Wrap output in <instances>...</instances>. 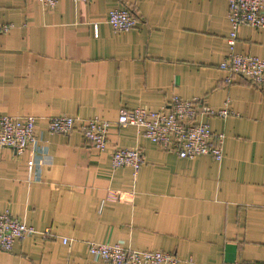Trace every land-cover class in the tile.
<instances>
[{
    "label": "crops",
    "instance_id": "0c3cea01",
    "mask_svg": "<svg viewBox=\"0 0 264 264\" xmlns=\"http://www.w3.org/2000/svg\"><path fill=\"white\" fill-rule=\"evenodd\" d=\"M114 8L139 22L114 31ZM227 10V0H0L9 26L0 115L36 119L34 145L20 155L0 148V212L53 233L0 249V264H100L90 241L173 253L180 264L264 263V88L224 82ZM234 50L264 58V29L240 27ZM173 96L215 109L227 101L226 118H197L223 135L221 161L180 158L116 123L121 109L159 110ZM59 115L108 121L107 149L78 130L48 132ZM133 147L139 170L113 169L111 151Z\"/></svg>",
    "mask_w": 264,
    "mask_h": 264
},
{
    "label": "built area",
    "instance_id": "2783aa9c",
    "mask_svg": "<svg viewBox=\"0 0 264 264\" xmlns=\"http://www.w3.org/2000/svg\"><path fill=\"white\" fill-rule=\"evenodd\" d=\"M58 0H39L46 8L55 7ZM88 2L91 0H73ZM227 19L229 33L226 38L228 52L219 64L227 73L224 82L231 83L232 77L245 78L251 85L264 88V58L252 54H241L234 50L240 27L247 25L264 29V0H227ZM138 15L131 8H114L109 11L107 22L116 32H126L139 22ZM9 26L0 24V33ZM227 101L221 108L202 105L199 99H182L173 96L168 105L159 110L143 107L121 109L116 123L121 126H133L142 135L160 146L164 151L173 152L184 159H194L199 155H210L215 161H221L222 134H214L207 122L197 121L200 116L226 118L231 114ZM36 119L34 116L17 118L0 115V148H10L17 155L34 145ZM110 123L99 117L83 119L70 115L53 116L48 119L47 130L50 133L67 135L78 130L86 143L99 151L108 147V128ZM111 167L117 169L129 166L136 173L144 162L142 149L114 148L110 154ZM32 162H29L31 165ZM40 233L51 236L52 230L46 227L41 231L27 225L22 219L7 211L0 212V249L10 251L15 241ZM63 243L67 239H62ZM88 252L100 264H180L173 253L161 250H135L121 243H99L90 241ZM226 264H264L257 261Z\"/></svg>",
    "mask_w": 264,
    "mask_h": 264
}]
</instances>
